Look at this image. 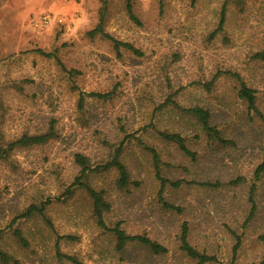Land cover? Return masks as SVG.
I'll return each mask as SVG.
<instances>
[{
  "label": "rangeland",
  "instance_id": "374dc122",
  "mask_svg": "<svg viewBox=\"0 0 264 264\" xmlns=\"http://www.w3.org/2000/svg\"><path fill=\"white\" fill-rule=\"evenodd\" d=\"M224 0H0V139L46 132L41 145L17 147L0 161V246L23 264H58L60 252L80 264H198L180 250L182 224L188 241L218 262L257 264L264 247V0L226 5ZM105 7L103 29L140 54L87 31ZM49 16L41 22L40 18ZM210 88L205 84L217 74ZM242 81L252 89L257 112L238 98ZM108 99L88 96L109 93ZM83 98L79 106V98ZM168 99V100H167ZM199 106L230 142H209L183 111ZM161 132L178 133L194 157L182 154ZM129 182L116 186L115 170L91 172L87 184L103 190L108 228L119 224L166 251L153 254L136 241L115 249L111 232L92 214L82 188L65 190L78 175L73 153L93 168L109 160L120 141ZM158 154L155 177L150 152ZM262 171L255 175L258 167ZM237 182L231 184V181ZM180 181L178 186L170 183ZM208 182L211 185H201ZM214 183H217L213 185ZM254 185V215L246 220ZM160 199V200H159ZM162 201L178 207L167 210ZM46 202L44 216L12 222L31 204ZM17 227L28 246L13 236ZM62 264H73L63 261Z\"/></svg>",
  "mask_w": 264,
  "mask_h": 264
},
{
  "label": "trees",
  "instance_id": "16d2710c",
  "mask_svg": "<svg viewBox=\"0 0 264 264\" xmlns=\"http://www.w3.org/2000/svg\"><path fill=\"white\" fill-rule=\"evenodd\" d=\"M230 2H233L235 4H240L241 0H224V3H222V7L220 10V14H219V21H218L217 29L214 31V33H216L218 30L221 29L224 23V14L226 10V5ZM126 10H127V13L130 19L139 23V21L137 20V17L132 12L131 0H126ZM104 17H105V7L102 6L100 9L99 19H98L96 26L92 28L91 30L87 31V35L89 37L100 35L101 37L108 39L109 41L113 43V47L117 54H119L118 51L120 47L130 50L133 53L140 54V52L137 49H135L132 45H130L129 43L120 42L114 39L112 36H110L108 33L104 31L103 29ZM254 56L255 58H257L258 60L264 63V46L260 51L255 53ZM218 74L219 73L215 74L212 77V79L205 84V87L207 89L210 88V86L212 85V82L214 81V79L217 77ZM110 93H112V91L109 93L90 92L87 95L94 97L96 99L105 100L111 96ZM237 96L238 98L242 99L243 101L247 103L248 109L257 112L256 105H255L256 98H255L254 91L250 89L249 87H247L242 81H240V87L238 89ZM82 102H83V98L80 97L79 106H82L81 105ZM183 111L187 115L192 116L193 118L196 119V121L200 124L201 130L203 131L206 139L209 142L218 143V144H227L230 142L228 139L223 137L221 131L217 127H215L214 125L210 123V113L207 109L199 107V106H192L188 108L183 107ZM54 136H55V133L52 129V126H50L46 132H43V133L38 132L35 134L25 133V134H22L18 139L13 140V141L4 143L0 139V161L6 160L9 157L11 151L17 147H28L32 145H41V144L48 142V140H50ZM160 136L167 142L175 143L177 145L178 150L182 154L190 156L191 158L194 157V154L186 147L184 143V139L178 133L161 132ZM124 144H125L124 140L120 141L118 145L115 147V149L113 150V153L111 154L109 160L106 161L104 164L96 165L93 168L90 165L89 159L85 155L79 152L73 153V156H72L73 163L76 166H78L79 171H78V175L75 177L72 184L66 188L65 193L70 194L74 187L82 188L86 191V193L89 195V197L92 200V214L96 219L97 225L101 227L102 229L111 232V234L113 235L114 241H115L116 250L121 251L127 245L128 242L136 241L139 244L146 247L153 254L164 253L166 249L162 245L157 243L156 241L148 237L142 236V235L126 234L120 228V225L118 223L115 224L113 227L108 228L104 223V213H106L109 210L110 204L106 201L103 190H96L93 187H91L89 184H87V177L91 172L109 171L111 169L115 170L117 173V177H116L117 187L123 188L128 184L129 174L126 169V166L121 160V154L123 151ZM145 149H147L151 154V160H152V164H153V168L155 172V177L160 181L161 190L158 193V196L160 197L161 196L160 193L162 191L164 183L167 181L164 180L159 175L158 154L152 148L146 147ZM262 167L263 165H260L258 167L257 171L255 172V175H257L258 172L262 171L261 170ZM237 180L238 179L231 181V184L237 182ZM170 184L172 186H178L180 184V181H175L174 183H170ZM200 184L209 185V186L211 185V183H208V182H204ZM215 184L217 183H214L213 185ZM254 188L255 186L252 185L249 191V194H248V201L250 202L251 206L249 209V213L246 217V220H249L254 215V212H255L256 207L254 203ZM46 204H47L46 202H41L39 205L38 204L29 205L26 208V210L18 214L13 219L12 222H16V220L22 219V218H30L32 216H41L42 218H45V220H47V218L44 216V213H43ZM162 206L164 207V209H167V210H177V211L179 210L178 207L170 205L164 201H162ZM12 233H13V236L19 241V243L22 246L24 247L28 246V243L26 239L24 238V236L22 235L19 228L14 227L12 229ZM1 235H2V231H0V238H1ZM61 239H66V240L71 239L72 240L74 239V237L71 235H62L56 238L54 248L56 251L57 260L59 261L58 264H62L63 261H68L73 264H80L74 257L60 252L58 245ZM258 239L262 242L263 247H264V228H263L262 233L258 236ZM179 244H180L179 246L180 250H182L187 257L193 260H196L198 264L218 262L214 255H209L204 252H199L197 249L192 247V245H190L188 241V227L186 223L182 224L181 226L180 235H179ZM236 247L237 245L234 246L233 253H232L233 256L229 264H232L233 262V257L235 254ZM0 264H23V263H21L15 256L3 250L2 247L0 246ZM257 264H264V251H263V256H262L261 261Z\"/></svg>",
  "mask_w": 264,
  "mask_h": 264
},
{
  "label": "built area",
  "instance_id": "2783aa9c",
  "mask_svg": "<svg viewBox=\"0 0 264 264\" xmlns=\"http://www.w3.org/2000/svg\"><path fill=\"white\" fill-rule=\"evenodd\" d=\"M47 20H49V16L48 15H44L43 17L40 18L41 22H46Z\"/></svg>",
  "mask_w": 264,
  "mask_h": 264
}]
</instances>
